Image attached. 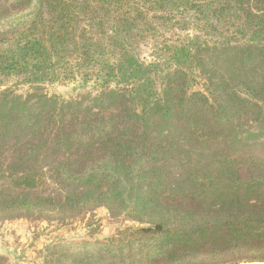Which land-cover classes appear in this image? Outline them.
Instances as JSON below:
<instances>
[{"label":"trees","instance_id":"obj_1","mask_svg":"<svg viewBox=\"0 0 264 264\" xmlns=\"http://www.w3.org/2000/svg\"><path fill=\"white\" fill-rule=\"evenodd\" d=\"M74 83L89 103L39 92ZM119 194L154 217L109 240L125 263L264 262L220 260L264 246V0L0 6V223Z\"/></svg>","mask_w":264,"mask_h":264},{"label":"rangeland","instance_id":"obj_2","mask_svg":"<svg viewBox=\"0 0 264 264\" xmlns=\"http://www.w3.org/2000/svg\"><path fill=\"white\" fill-rule=\"evenodd\" d=\"M4 3L5 0H0V6ZM42 91L65 99L85 100V103H89L90 96L96 94L91 88H83L76 83L44 87L39 90L40 93ZM35 92L21 88L18 95L26 97ZM88 213L84 222H81L80 215L70 227L59 229L50 228L43 221L47 215L41 213L34 216L23 214L21 217L9 218L10 221L5 224L0 223V264H128L124 261L129 257L128 252H122L117 243L109 244V240L116 238L118 230L125 229L129 224L146 226L154 218L149 211L140 210L134 201L120 194L111 197L102 206H95ZM88 219H91L90 226L87 225ZM160 246L161 243L157 247ZM179 255L183 256L178 261H181L180 264L196 257L188 252H179ZM220 256H223L220 260L227 262L239 258L264 257V246L251 253L235 252ZM57 260L61 263H57ZM145 264L174 263L157 258Z\"/></svg>","mask_w":264,"mask_h":264},{"label":"bare ground","instance_id":"obj_3","mask_svg":"<svg viewBox=\"0 0 264 264\" xmlns=\"http://www.w3.org/2000/svg\"><path fill=\"white\" fill-rule=\"evenodd\" d=\"M244 264H264V263H244Z\"/></svg>","mask_w":264,"mask_h":264}]
</instances>
